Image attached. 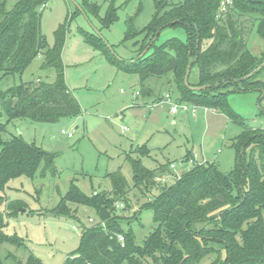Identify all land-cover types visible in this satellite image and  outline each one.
<instances>
[{
  "label": "trees",
  "instance_id": "obj_1",
  "mask_svg": "<svg viewBox=\"0 0 264 264\" xmlns=\"http://www.w3.org/2000/svg\"><path fill=\"white\" fill-rule=\"evenodd\" d=\"M49 2L20 0L8 10L6 0H0V78L22 74L41 54L43 69L56 72L53 83L38 80L0 92V248L7 244L27 249L21 237L5 232L6 219L15 217L12 206L7 214L1 210L9 182L23 176L34 178L39 171L45 177L49 170L54 171L55 160L54 155L18 136L7 137V125L1 117L5 114L9 121L28 118L55 123L80 112V105L65 82L62 61L73 19L67 16L55 32L53 46H49L42 31L43 12ZM222 2L185 0L172 5L168 0L156 1V12L148 26L140 31L133 24L129 26L125 41H134L138 55L126 60L119 59L97 33L80 30L84 41L100 51L111 65L140 77L143 96L152 94L145 85L147 80L165 78L178 87L180 103L221 111L243 131L232 140L237 159L230 173H223L215 163L198 165L173 185H163L160 195L148 199L133 216L139 219L143 209L154 214V230L141 243L116 215L119 210L131 208L130 186L121 171L107 175L113 186L110 192L87 196L72 183L59 209L64 210L67 204L92 206L98 221L83 227L80 247L65 264H149L150 259L157 260L159 256L164 264H203L210 262L212 255L217 257L209 264H264V130L248 126L227 101L229 91L259 89L264 94V67L245 79L264 62V57H258L248 47L255 29L264 40V0H232L225 13H221ZM81 8L99 16L100 6L95 0H82ZM115 10L111 6L101 18L103 27H110L118 19ZM179 26L185 31V41L174 37L158 44L161 28ZM189 65L190 86L209 88L195 92L185 86ZM132 152L128 161L135 187L148 188L156 184L157 174H169L168 165L148 169L140 158L131 156ZM136 152L148 156L150 149L144 145ZM119 235L124 237V245ZM215 244L220 247L215 248ZM0 264H6L1 254ZM25 264L43 263L31 253Z\"/></svg>",
  "mask_w": 264,
  "mask_h": 264
},
{
  "label": "rangeland",
  "instance_id": "obj_2",
  "mask_svg": "<svg viewBox=\"0 0 264 264\" xmlns=\"http://www.w3.org/2000/svg\"><path fill=\"white\" fill-rule=\"evenodd\" d=\"M19 1L6 0L7 9L11 10ZM156 1L160 0H95L100 6L97 17L81 11L82 0H50L44 10L42 31L49 46L55 42L59 25L68 15L73 19L62 61L65 82L78 101L80 112L55 123L28 118L9 121L5 114L1 117L7 125V137L18 136L55 156L54 171L49 170L45 177L39 171L34 178L23 176L11 180L6 188V202L1 210L7 214V209L12 206L15 217L6 219L5 232L18 235L27 246L25 249L3 245L0 254L6 264H25L31 253L43 264H65L68 256L78 251L83 227L92 226L90 219L96 223L98 214L92 206L67 204L64 210L59 209L58 205L72 183L87 196L110 192L113 186L107 175L121 171L130 186L131 208L128 206L124 212L119 210L116 215L125 229L135 232L141 243L154 230V214L152 210L143 209L139 219L133 216L148 199L160 195L163 185H173L178 177L208 162L215 163L226 174L235 168L237 157L231 144L243 131L239 125L221 111L195 103H180L178 87L165 78L147 80L145 85L152 94L143 96L140 77L111 65L100 51L84 41L80 33L81 29L98 32L119 59L135 58L137 49L133 46L134 41H125L126 33L131 24L138 31L148 26L156 12ZM168 2L179 5L185 0ZM111 6L116 9L118 19L110 27H103L100 20ZM174 37L185 41L184 29L180 26L165 28L158 44ZM248 47L258 57H264V40L256 29L249 37ZM43 64L41 54L22 74L1 76L0 92L38 80L55 82L56 72L43 69ZM227 101L248 126L264 130V94L259 89L243 93L229 91ZM176 105L188 109L173 114ZM62 131L73 137L69 138ZM144 145L150 149L148 156L136 152ZM131 151V156L140 158L148 169L168 165L169 175H176L175 178L166 174L163 179L157 174L155 185L135 187L128 161ZM258 155L255 150L256 158ZM171 164L177 167H169ZM219 247L215 244V248ZM216 257L212 255L211 261ZM163 262L160 256L148 261L149 264Z\"/></svg>",
  "mask_w": 264,
  "mask_h": 264
},
{
  "label": "built area",
  "instance_id": "obj_3",
  "mask_svg": "<svg viewBox=\"0 0 264 264\" xmlns=\"http://www.w3.org/2000/svg\"><path fill=\"white\" fill-rule=\"evenodd\" d=\"M231 5H232V0H223V2H222V4H221V13H225V12H227V10L230 8ZM166 98L169 99V96H167ZM182 107H183V108H182ZM182 109H186V110H187L188 108H187L186 106L176 105V106L174 107V109L172 110V112H173V114H177V113H179L180 110H182ZM62 134L67 135V133H66L65 131H62ZM67 136H68L69 138H72V137H73L72 134H68ZM170 167H171V168H176L177 165H175V164H171ZM168 175H169V174H168ZM165 176H166V175H163V176H162L163 179H164ZM169 177L173 178V176H172L171 174L169 175ZM174 178H175V177H174ZM178 178H179V177H178ZM164 183H165V182H164ZM120 207L122 208L123 205H121ZM90 222H93V219H90ZM118 238H119L120 242L124 245V237L121 236V235H119Z\"/></svg>",
  "mask_w": 264,
  "mask_h": 264
},
{
  "label": "water",
  "instance_id": "obj_4",
  "mask_svg": "<svg viewBox=\"0 0 264 264\" xmlns=\"http://www.w3.org/2000/svg\"><path fill=\"white\" fill-rule=\"evenodd\" d=\"M81 11L84 13L83 9L81 8ZM163 28L160 29V31H162ZM97 34L99 35V33L97 32ZM157 40V38H155L153 40V42L151 43V45L153 43H155V41ZM151 45L140 55V57H143L150 49ZM264 67V62L256 69L254 70L250 75H248L247 77H245V79L251 77L254 73L258 72L259 70H261L262 68ZM191 69H192V66L189 65L187 70H186V75H185V86L187 88H189L190 90L192 91H195V92H199V91H203V90H206L207 88H209V86H200V87H192L190 86L189 84V79H190V75H191ZM17 102V100L15 101V103Z\"/></svg>",
  "mask_w": 264,
  "mask_h": 264
},
{
  "label": "crops",
  "instance_id": "obj_5",
  "mask_svg": "<svg viewBox=\"0 0 264 264\" xmlns=\"http://www.w3.org/2000/svg\"><path fill=\"white\" fill-rule=\"evenodd\" d=\"M191 163H192V161H191ZM172 176H173V174H171ZM176 176V175H175ZM175 176H173V178L175 177Z\"/></svg>",
  "mask_w": 264,
  "mask_h": 264
}]
</instances>
